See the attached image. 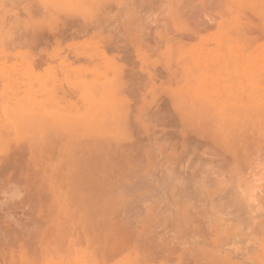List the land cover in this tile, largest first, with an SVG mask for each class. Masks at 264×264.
Wrapping results in <instances>:
<instances>
[{
    "label": "rangeland",
    "instance_id": "374dc122",
    "mask_svg": "<svg viewBox=\"0 0 264 264\" xmlns=\"http://www.w3.org/2000/svg\"><path fill=\"white\" fill-rule=\"evenodd\" d=\"M58 261L264 264V0H0V264Z\"/></svg>",
    "mask_w": 264,
    "mask_h": 264
},
{
    "label": "bare ground",
    "instance_id": "6f19581e",
    "mask_svg": "<svg viewBox=\"0 0 264 264\" xmlns=\"http://www.w3.org/2000/svg\"><path fill=\"white\" fill-rule=\"evenodd\" d=\"M36 3H37V2H36ZM36 6H37V5H36ZM34 7H35V6H34ZM118 22H119V21H118ZM15 23H16V22H15ZM257 122H258V121H256V122L254 121L255 124H256ZM247 135H249V133H248ZM243 137H244V136H243ZM253 137H254V135H253ZM244 140H245V138H244ZM244 140H243V141H244ZM254 141H255V139H254ZM250 145H251V144H250ZM251 146H252V145H251ZM246 148H247V147H246ZM249 148H250V147H249ZM251 148H252V147H251ZM250 150H251V149H250ZM248 153H249V152H248ZM248 156H249V155H248ZM251 156H252V155H251ZM195 165H196V164H195ZM169 166H170V165H169ZM169 166H167V167L165 166V169H166V168H169V169H170L171 166H170V167H169ZM204 167H205V166H204ZM145 168H146V167H145ZM193 168H194V167H193ZM156 169H157V168H156ZM173 169H174V168H173ZM196 169H197V168H196ZM196 169H195V170H196ZM138 170L140 171V168H139ZM141 170L144 171L143 168H142ZM153 170H155V169H153ZM142 171H141V172H142ZM150 171H151V173H153L152 175L155 174V172H152V169H150ZM155 171H156V170H155ZM170 171H171V169H170ZM191 171H192V170H191ZM239 171H240V170H239ZM164 172H165V171H164ZM164 172H163V173H164ZM172 172H173V171H172ZM172 172H171V173H172ZM240 172H241V171H240ZM133 173H134V172H133ZM163 173H162V174H163ZM136 174L139 175V173H136ZM142 174H143V175H142ZM142 174H141V175L144 177V179H146L147 176H148V178H151V176H150V174H149V171H148V173H147V176H146L144 173H142ZM148 174H149V175H148ZM168 174H170V172H169ZM168 174H167V173L164 174V175H163L164 178H162V179H165V181H166V178L168 179V177H169ZM172 174H173V173H172ZM79 175H80V174H79ZM88 175H89V174H88ZM141 175H139V176H141ZM165 175H166V178H165ZM197 175H198V174H197ZM239 175H240V176H238V177L241 178V173H239ZM76 176H77V175H76ZM131 176H133V174H131ZM145 176H146V177H145ZM77 177H78V176H77ZM79 177L82 178V176H79ZM83 177H85V176H83ZM87 177H88V176H87ZM89 177H90V175H89ZM174 177H175V176H174ZM185 177H186V176H185ZM199 177H200V175L198 176V178H199ZM81 178H80V179H81ZM91 178H92V176H91ZM91 178H88V179H91ZM133 178H134V176H133ZM137 178H138V176H137ZM140 178H141V177H140ZM148 178H147V179H148ZM170 178H172V177H171V174H170ZM190 178H191V177H190ZM194 178H195V177H194ZM240 178H238V179L241 180ZM94 179H95V177H94ZM138 179H139V178H138ZM141 179L144 181L143 178H141ZM178 179H179V178H178ZM185 179H186V178H185ZM86 180H87V179H86ZM130 180H132V179H130ZM142 180H141V181L137 180V181H139V182H137L136 179H135V181L133 180V185L137 187L136 182H137V183L143 182ZM187 180H189V179L187 178L186 181H187ZM245 180H246V179H245ZM75 181H80V180L75 179ZM83 181H84V179H83ZM147 181H148V180H147ZM151 181H152V180H151ZM180 181H181V180H180ZM186 181H185V182H186ZM190 181H192V180H190ZM190 181H187L189 184L186 182V183H187L186 185H188V187H187V186H185V187H186L187 189L184 187V188L187 190V191H186V190L184 189L187 193L184 192V190H182L183 187H182V189H181V187H180V189H178L179 186H180V184H177V182H173V183H171V184L174 186V188L178 189L179 192H182V193H178V195L181 194L180 196H182V194H183V192H184V193H186V194H183V195H187L186 198H188V199H191V198H192V199H193V197L190 196V195H192V191H190V190H191V188H190V187H191V186H190V185H191ZM250 181H251V180H250ZM93 182H96V180L93 181ZM93 182H92L91 184H93V185H94V184H97V182H96V183H93ZM134 182H135V183H134ZM148 182H150V180H149ZM152 182H153V181H152ZM248 182H249V179H248ZM75 183H77V182H75ZM79 183H81V182H79ZM146 183H147V182H146V180H145V181H144V184H145V185L149 184V183H147V184H146ZM85 184H86V183H85ZM135 184H136V185H135ZM140 184H141V186H142L143 183H140ZM140 184H139L138 186H140ZM144 184H143V185H144ZM150 184H151V183H150ZM241 184H242V183H241ZM100 185H101V184H100ZM184 185H185V184H184ZM141 186H140V187H141ZM169 186H171V185L169 184ZM75 187H76V186H75ZM171 187H172V186H171ZM129 188H130V187H129ZM84 189H85V188H84ZM107 189H108V188H107ZM168 189H169V188H168ZM176 189H175V190H176ZM100 190H101V189H100ZM108 190H109V189H108ZM140 190H141V189H140ZM192 190H193V189H192ZM130 191H131V190H130ZM76 192H77V191H76ZM128 192H129V191H128ZM174 192H175V191H174ZM193 192H195V191L193 190ZM72 193H73V192H72ZM148 193H149V192H148ZM148 193H147V194H148ZM190 193H191V194H190ZM195 193H196V192H195ZM200 193H202V192H200ZM150 194H153V196H154V194H156V193H154V192H150ZM219 194H220V193H219ZM226 194H227V193H226ZM231 194H232V196L228 198V199H230V200L227 199V201H230V203H229V202L227 203L226 200H224L223 203L226 202L225 204H231V202H233V203L235 202L236 205H238V204L241 205V204L243 203L242 205L244 206V201H242V200H237V197H236V193H235V192H234V193L231 192ZM145 195H146V194H145ZM193 195H194V194H193ZM195 195H196V194H195ZM195 195H194V197H195ZM71 196H72V195H71ZM71 196H70V197H71ZM153 196H151V197H153ZM155 196H156V195H155ZM188 196H189V197H188ZM220 196H221V195H220ZM220 196H219V197H220ZM222 196H223V195H222ZM222 196L220 197L221 200H222V199H225V198H222ZM227 196H228V195H227ZM72 197H73V196H72ZM147 197H149V194L147 195ZM184 197H185V196H184ZM184 197H179V201H181L182 198H184ZM190 197H191V198H190ZM77 198H78V197H77ZM104 198H105V197H104ZM106 198H107V197H106ZM154 198H155V197H154ZM226 198H227V197H226ZM80 199H81V198H80ZM102 199H103V197H102ZM102 199H101V200H102ZM148 199H149V198H148ZM150 199H151V198H150ZM184 199H185V198H184ZM75 200H76V199L74 198L73 201L75 202ZM233 200H234V201H233ZM105 201H106V199L104 200V202H105ZM135 201H136V200H135ZM190 201H191V200H190ZM236 201H237V202L239 201V202L237 203ZM240 203H241V204H240ZM243 206H242V207H243ZM220 207H221V206H220ZM238 207H239V206H238ZM242 207H240V208H242ZM86 208H87V207H86ZM85 213H86V212H85ZM87 214H88V213H87ZM89 214H90V212H89ZM93 214H94V213H93ZM87 216H88V215H87ZM91 217H92V216H91ZM83 218H84V217H83ZM243 220H244V219H243ZM243 220H242V221H243ZM86 221H87V220H86ZM98 227H99V226H98ZM100 229H101V228H100ZM102 229H103V227H102ZM86 231H87V230H86ZM66 232H67V229H66ZM68 232H69V231H68ZM87 232H88V231H87ZM86 234H87V233H86ZM64 237H65V236H64ZM239 241H240V240H239ZM74 242H75V241H74ZM74 242H73V243H74ZM73 243H72V244H73ZM247 243H248V242H246V245H247ZM66 244H67V243H66ZM75 244H78V243H75ZM248 244H249V243H248ZM73 245H74V244H73ZM82 245H83V244H82ZM61 246H62V245H61ZM84 246H85V245H84ZM67 247H68V246H67ZM75 247H76V246H75ZM243 248H244V247H243ZM66 249H67V248H66ZM61 250H62V249H61ZM51 251H52V250H51ZM62 251H63V250H62ZM79 253H80V252H79ZM66 254H67V253H66ZM63 256H64V255H63ZM88 257H89V256H88ZM57 258H58V257H57ZM65 258H66V257H65ZM65 258H64V259H65ZM64 259H62V260H64ZM65 260H66V259H65ZM67 260H68V259H67ZM73 261H74V260H73ZM98 261H99V260H98ZM139 261H140V260H139ZM61 262H62V261H61ZM67 262L70 263L71 261L68 260ZM62 263H64V262H62ZM65 263H66V262H65ZM76 263H77V262H76ZM131 263L134 264V261L131 262ZM51 264H52V263H51ZM56 264H57V263H56ZM58 264H60L59 261H58ZM73 264H74V263H73ZM135 264H136V263H135ZM139 264H140V263H139ZM141 264H142V261H141Z\"/></svg>",
    "mask_w": 264,
    "mask_h": 264
}]
</instances>
